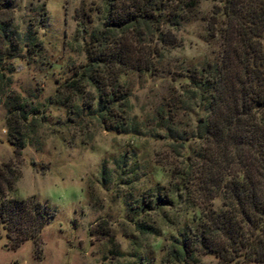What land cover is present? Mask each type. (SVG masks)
<instances>
[{
  "label": "trees",
  "instance_id": "obj_1",
  "mask_svg": "<svg viewBox=\"0 0 264 264\" xmlns=\"http://www.w3.org/2000/svg\"><path fill=\"white\" fill-rule=\"evenodd\" d=\"M201 1L211 2L204 16ZM13 11L14 0H0V103L11 148V157L0 162V228L9 248L30 240L39 255L40 231L54 209L33 196L9 194L20 176L21 149L29 143L39 149L37 137L33 142L30 137L45 105L9 88L14 71L9 60L39 55L35 33L45 11L43 4L33 10L23 36L12 24ZM72 20L84 61L46 104L62 107L64 124L79 133L89 122L116 133L143 129L158 137L162 132L169 153L156 161L167 173L166 186L143 192L128 209L161 212L170 225L163 209L177 212L182 204L191 212L189 222L162 245L163 262L264 264V0H78ZM195 20L204 22L213 50L199 65L170 66L169 52L181 45L176 32ZM143 74L185 81L137 119L125 79ZM99 177L102 184L109 182L104 166ZM134 226L139 232L150 229L144 222ZM208 255L214 262L203 263L201 257ZM135 264L146 263L138 258Z\"/></svg>",
  "mask_w": 264,
  "mask_h": 264
},
{
  "label": "rangeland",
  "instance_id": "obj_2",
  "mask_svg": "<svg viewBox=\"0 0 264 264\" xmlns=\"http://www.w3.org/2000/svg\"><path fill=\"white\" fill-rule=\"evenodd\" d=\"M40 4L45 19L35 33L41 44L39 55L26 62L16 57L9 60L14 67L9 88L32 104L45 105L40 127L30 137L32 142L37 137L39 149L32 143L21 149L20 176L9 196H33L50 205L54 215L40 231L39 255L30 240L9 248L0 228V264H135L138 258L146 264H171L163 262L161 247L177 228L189 222L191 212L182 210V204L173 214L163 209L162 213L173 220L174 225H170L162 220L161 212L134 214L128 209L143 192L166 186L167 173L156 160L169 153L168 141L161 131H157L158 137L147 135L143 129L116 133L89 122L85 133H79L77 127L64 124L65 110L47 105L46 100L84 61L80 41L73 40L72 11L78 0H14L12 24L21 36ZM210 6V1H201L200 15H206ZM176 35L181 45L169 52L170 66L199 65L213 50L205 40L203 21L183 24ZM260 42L264 51V39ZM125 81L131 90L132 112L140 119L160 97L185 80L143 74L128 76ZM10 157L0 103V162ZM101 166L109 172L105 184L100 182ZM212 203L217 207L219 198ZM135 221L150 226L149 231H137ZM201 261L214 259L208 255Z\"/></svg>",
  "mask_w": 264,
  "mask_h": 264
}]
</instances>
